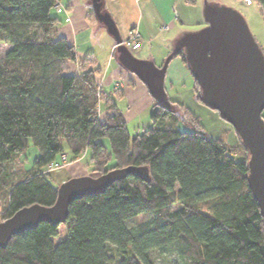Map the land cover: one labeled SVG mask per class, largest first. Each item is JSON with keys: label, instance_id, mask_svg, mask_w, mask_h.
Listing matches in <instances>:
<instances>
[{"label": "trees", "instance_id": "16d2710c", "mask_svg": "<svg viewBox=\"0 0 264 264\" xmlns=\"http://www.w3.org/2000/svg\"><path fill=\"white\" fill-rule=\"evenodd\" d=\"M253 2L264 17V0ZM55 4L0 0V43L9 44L0 56V221L22 207L55 202L52 173L64 155L61 167L69 163L65 149L71 161L89 155L99 174L146 165L149 178L128 174L97 195L72 200L63 240H53L59 224L40 222L0 247V264H112L117 258L118 264H156L170 254L177 264H264V221L239 136L240 144L208 136L168 96L166 104L154 98L153 126L131 134L114 103L101 112L105 92L93 54L78 57L55 35ZM178 55L205 104L184 53ZM67 60L77 73L65 71ZM29 145L37 149L31 165L13 169L11 161ZM140 214L150 218L127 225Z\"/></svg>", "mask_w": 264, "mask_h": 264}, {"label": "water", "instance_id": "95a60500", "mask_svg": "<svg viewBox=\"0 0 264 264\" xmlns=\"http://www.w3.org/2000/svg\"><path fill=\"white\" fill-rule=\"evenodd\" d=\"M96 17L116 41L117 60L143 82L151 96L167 103L164 81L171 58L181 51L201 88L205 104L229 122L249 150L247 181L264 221V55L242 15L230 7L207 5L208 25L185 34L161 66L138 58L121 43L113 19L100 11V0H92ZM128 174L149 178L146 165L113 168L97 176L71 177L57 187L50 206L32 204L0 221V247L11 237L35 228L40 222L64 223L72 200L103 192L113 181Z\"/></svg>", "mask_w": 264, "mask_h": 264}, {"label": "crops", "instance_id": "0c3cea01", "mask_svg": "<svg viewBox=\"0 0 264 264\" xmlns=\"http://www.w3.org/2000/svg\"><path fill=\"white\" fill-rule=\"evenodd\" d=\"M54 14L58 18L55 35L64 37L74 46L78 57L91 52L94 65L100 67L99 84L105 92L101 112H110V103L122 112L126 122L153 107L154 98L147 86L119 61L113 60L116 41L105 24L94 12L92 0H59ZM234 0H100V11L110 15L117 32L125 40L131 31L139 33L140 47L131 52L138 58H164L174 50L187 33L199 31L208 25L204 15L207 5L225 6L237 10ZM179 55L171 58L174 59ZM170 60V61H171ZM183 63V70H187ZM159 66V64L157 65ZM67 73H77L73 61H65ZM109 94V95H108ZM114 96V97H113ZM121 106H125L121 108ZM154 108V107H153Z\"/></svg>", "mask_w": 264, "mask_h": 264}, {"label": "rangeland", "instance_id": "374dc122", "mask_svg": "<svg viewBox=\"0 0 264 264\" xmlns=\"http://www.w3.org/2000/svg\"><path fill=\"white\" fill-rule=\"evenodd\" d=\"M234 1L238 12L244 18L252 36L264 55V17L261 13L260 6L253 1L250 4H246L242 0ZM8 47L9 44L0 43V56L5 53ZM117 55L118 53L115 51L113 54V60H116ZM156 60L157 65H162L161 59ZM183 63L184 62L182 61L181 57L177 56L169 62L165 73L164 86L166 94L169 99L172 98V100L177 101L176 103H172V108L174 110L180 111V107L177 106V103L184 105L183 109L190 111L198 118L202 130H204L208 136L212 138L223 139L229 144H240L237 133L235 132L233 126L224 120L219 115L218 111L209 108L196 98L193 88L194 78L189 69L183 70V67L181 66ZM100 106L102 105L100 104ZM121 108L125 109V106H121ZM153 110L154 108L151 106L147 110L141 112L138 115L137 120H130L127 122L129 132L134 134L136 132L142 131V129L152 127L153 122L150 118V114ZM262 117L264 120V110L262 112ZM180 128L189 129V127L184 124H180ZM104 142L106 145H108V141L106 139ZM64 151L70 161L68 164L61 167L62 163L66 161L64 159L65 155L62 157V159L60 158L62 163H58L57 166L53 168L54 172L52 173V177L54 179L51 181L53 185L58 186L61 182L75 176L99 175L98 171H93V166L90 162L89 155L71 161V154L69 151L67 149ZM36 153L37 149L33 145H29L23 153L11 161L12 168L16 169L29 167ZM233 155L237 160L240 159V155ZM148 218H150L149 214H140L128 220L127 225L134 226ZM67 225L68 223L65 222L59 224L58 235L53 238L55 244L59 243L65 238L67 233ZM112 264H118V258ZM156 264H177V258L173 254L166 255L165 257L156 258Z\"/></svg>", "mask_w": 264, "mask_h": 264}, {"label": "built area", "instance_id": "2783aa9c", "mask_svg": "<svg viewBox=\"0 0 264 264\" xmlns=\"http://www.w3.org/2000/svg\"><path fill=\"white\" fill-rule=\"evenodd\" d=\"M242 1L246 4H250V3H252L253 0H242ZM55 5L58 7L61 5L59 0H56ZM121 43L125 47H127L131 52L136 51L140 47L139 33L135 32V31H131L129 36L125 40H122ZM54 166H57V165H54Z\"/></svg>", "mask_w": 264, "mask_h": 264}, {"label": "flooded vegetation", "instance_id": "af4514ba", "mask_svg": "<svg viewBox=\"0 0 264 264\" xmlns=\"http://www.w3.org/2000/svg\"><path fill=\"white\" fill-rule=\"evenodd\" d=\"M161 66V65H160Z\"/></svg>", "mask_w": 264, "mask_h": 264}]
</instances>
